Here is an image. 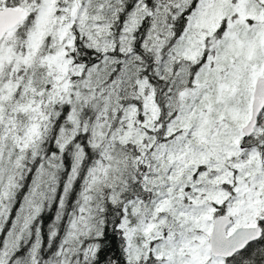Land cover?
<instances>
[{"label": "snow or ice", "instance_id": "snow-or-ice-1", "mask_svg": "<svg viewBox=\"0 0 264 264\" xmlns=\"http://www.w3.org/2000/svg\"><path fill=\"white\" fill-rule=\"evenodd\" d=\"M0 264H264V0H0Z\"/></svg>", "mask_w": 264, "mask_h": 264}]
</instances>
